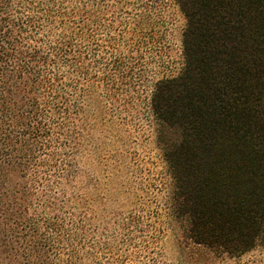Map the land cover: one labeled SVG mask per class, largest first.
Listing matches in <instances>:
<instances>
[{"label":"trees","instance_id":"1","mask_svg":"<svg viewBox=\"0 0 264 264\" xmlns=\"http://www.w3.org/2000/svg\"><path fill=\"white\" fill-rule=\"evenodd\" d=\"M160 1L184 21L175 71L160 70ZM145 108L170 191L104 225L79 170L87 114ZM163 215L178 264L264 250V0H0V263L101 264L112 248L106 264H172Z\"/></svg>","mask_w":264,"mask_h":264},{"label":"rangeland","instance_id":"2","mask_svg":"<svg viewBox=\"0 0 264 264\" xmlns=\"http://www.w3.org/2000/svg\"><path fill=\"white\" fill-rule=\"evenodd\" d=\"M155 7L157 10L163 9L166 27L160 33V39L165 44L160 70L175 71L180 61V30L184 21L178 10L169 4H161L160 1ZM105 116L107 118L95 113L87 114L91 127L86 147L79 155L81 180L88 199L87 212L93 213L95 210L99 221L104 225L109 224L115 220L112 213L121 207L139 208L144 201L140 194L145 198V209H163L162 202L170 191L171 179L155 144L154 122L149 112L146 108L137 110L132 119H127L125 123L114 121L109 114ZM94 182L98 186L95 195L92 194ZM160 220L164 222L165 216H161ZM166 221L168 224L161 241L162 249L170 263L178 264L182 258L175 245V233L168 219ZM106 239L105 235L102 241L106 242ZM115 252L112 248L111 254L108 250H102L101 264H106L107 257L114 256ZM123 252L128 256L136 254L132 248L126 247ZM232 261L231 264H264V250L255 249Z\"/></svg>","mask_w":264,"mask_h":264}]
</instances>
